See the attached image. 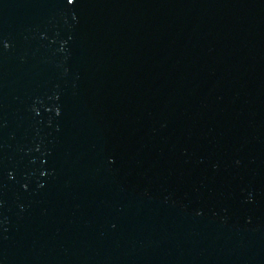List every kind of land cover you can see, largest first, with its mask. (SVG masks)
<instances>
[{
    "label": "water",
    "instance_id": "water-1",
    "mask_svg": "<svg viewBox=\"0 0 264 264\" xmlns=\"http://www.w3.org/2000/svg\"><path fill=\"white\" fill-rule=\"evenodd\" d=\"M0 264H264V0H0Z\"/></svg>",
    "mask_w": 264,
    "mask_h": 264
},
{
    "label": "snow or ice",
    "instance_id": "snow-or-ice-1",
    "mask_svg": "<svg viewBox=\"0 0 264 264\" xmlns=\"http://www.w3.org/2000/svg\"><path fill=\"white\" fill-rule=\"evenodd\" d=\"M67 3L68 4H74L75 3V0H67Z\"/></svg>",
    "mask_w": 264,
    "mask_h": 264
}]
</instances>
